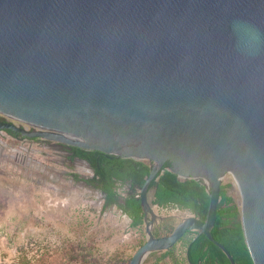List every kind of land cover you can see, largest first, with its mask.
<instances>
[{
	"label": "water",
	"instance_id": "1",
	"mask_svg": "<svg viewBox=\"0 0 264 264\" xmlns=\"http://www.w3.org/2000/svg\"><path fill=\"white\" fill-rule=\"evenodd\" d=\"M0 114L24 139L152 162L130 264L189 233L237 264L211 233L228 182L264 264V0H0ZM166 165L206 184L210 206L155 237L149 188Z\"/></svg>",
	"mask_w": 264,
	"mask_h": 264
},
{
	"label": "rangeland",
	"instance_id": "2",
	"mask_svg": "<svg viewBox=\"0 0 264 264\" xmlns=\"http://www.w3.org/2000/svg\"><path fill=\"white\" fill-rule=\"evenodd\" d=\"M33 149L35 160L51 171L21 168L10 177L0 174V264H82L77 256L86 253L112 264L131 262L147 241V223L132 227V220L116 206L107 207L97 192L71 183L73 174L86 175L85 164L65 162L51 145ZM224 184H231L229 195L240 206L235 186ZM152 209L157 216L150 226L153 233L159 227L163 232L175 229L188 217L177 210ZM194 236L178 245L180 264H188L184 242ZM155 256L146 264H175L171 255L156 262Z\"/></svg>",
	"mask_w": 264,
	"mask_h": 264
},
{
	"label": "trees",
	"instance_id": "3",
	"mask_svg": "<svg viewBox=\"0 0 264 264\" xmlns=\"http://www.w3.org/2000/svg\"><path fill=\"white\" fill-rule=\"evenodd\" d=\"M74 150L76 157L86 161L94 171L95 178L89 183L96 182L102 186L106 206H116L132 220V227H141L145 223V215L140 194L146 178L151 172L152 162L122 159L94 150L81 148H75ZM72 177L76 182L81 179L79 174H73ZM230 188L231 184H223L221 187L217 222L211 233L215 240L226 247L237 264H254L245 241L241 222V207L229 195ZM120 190H124L125 197H121ZM150 194L152 206L191 214L202 221L207 218L210 206V193L207 185L193 178L184 179L179 177L169 171V165H166L151 183ZM173 231L174 229H169V231L165 230L163 232L159 227L154 231V235L155 237H163L170 235ZM195 236L188 245V264H231L226 254L206 236ZM81 252H84V250H81ZM167 253L172 254V250ZM157 254L158 252L151 254L144 263H149L151 258ZM77 257L82 261V264H112L111 259L105 261L87 253ZM171 258L177 264L172 255ZM114 264H130V261H121Z\"/></svg>",
	"mask_w": 264,
	"mask_h": 264
},
{
	"label": "built area",
	"instance_id": "4",
	"mask_svg": "<svg viewBox=\"0 0 264 264\" xmlns=\"http://www.w3.org/2000/svg\"><path fill=\"white\" fill-rule=\"evenodd\" d=\"M0 116L4 117L7 122H11L12 120L0 114ZM33 139H16L10 135H8L5 131H0V174L5 176H12V173H15L17 170H24L27 173L30 171H34L37 169H46L51 171V166H44L41 162L35 160V157L32 156L34 153L33 147L37 144L40 146L55 144L54 142H45L38 141ZM18 143L17 146H14V143ZM50 143V144H47ZM87 166V165H86ZM58 172V171H57ZM59 174V172H58ZM93 175L92 170L87 169L86 175ZM81 176V174H80ZM74 179L71 180L73 183ZM120 194L122 197H125L126 194L124 190H120ZM102 197L105 201V198L99 194L98 198ZM160 209V208H159ZM164 210V209H163ZM179 212V211H178ZM187 215V214H186ZM191 214H188L190 216Z\"/></svg>",
	"mask_w": 264,
	"mask_h": 264
},
{
	"label": "flooded vegetation",
	"instance_id": "5",
	"mask_svg": "<svg viewBox=\"0 0 264 264\" xmlns=\"http://www.w3.org/2000/svg\"><path fill=\"white\" fill-rule=\"evenodd\" d=\"M0 120L7 121L2 116H0ZM0 131H2V130H0ZM6 132L9 133L10 131H6ZM9 134L15 136L17 139H20V140L26 138V137H22V136H19L17 134H14V133H9ZM33 140H37V139H33ZM38 141H40V140H38ZM47 144H50V143H47ZM50 145L53 146V148H55L54 149L55 150L54 154L58 155L61 158H63V160L65 162H68V163L75 162V163H83V164H85L83 162L84 160L79 159V158L76 157V152H75L74 149L77 148V147H70V146H67V145H60V144H57V143L50 144ZM92 172H93V175H88V176H84V177L81 176V179H80V181H78V183H80L84 179L91 187H93L95 189L94 192H97L98 194L102 195L105 198V194L102 192V186L100 184H98L96 182L95 183H89V181H93V179L95 178V173H94L93 170H92ZM192 234L193 235H197L196 233H192ZM188 235H190V234H188Z\"/></svg>",
	"mask_w": 264,
	"mask_h": 264
},
{
	"label": "crops",
	"instance_id": "6",
	"mask_svg": "<svg viewBox=\"0 0 264 264\" xmlns=\"http://www.w3.org/2000/svg\"><path fill=\"white\" fill-rule=\"evenodd\" d=\"M192 235V234H191ZM186 237H188V236H186ZM185 237V238H186ZM184 238V239H185ZM191 241V239H189V241L188 242H184L185 243V246H184V249L187 251V249H188V245H189V242ZM178 245H180V243L178 244ZM178 245H177V248H175V249H173L172 250V254H170V253H167V252H158V254H157V256H155V262L156 261H158V260H162L165 256H170V255H172L174 258H175V260H176V262L178 263V264H180L179 263V258H180V255H179V252H177L178 251ZM187 253V252H186ZM185 253V254H186ZM186 261H187V255H186Z\"/></svg>",
	"mask_w": 264,
	"mask_h": 264
}]
</instances>
